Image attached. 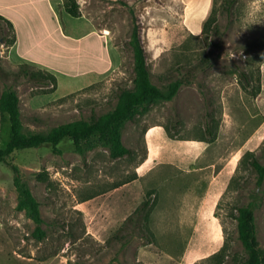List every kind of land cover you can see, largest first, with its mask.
<instances>
[{"label": "rangeland", "instance_id": "1", "mask_svg": "<svg viewBox=\"0 0 264 264\" xmlns=\"http://www.w3.org/2000/svg\"><path fill=\"white\" fill-rule=\"evenodd\" d=\"M62 1L65 10L67 0ZM77 1L80 17L107 30L120 62L93 80L71 81L62 72L56 75L57 88L49 90L20 78L24 69L38 68L16 58L12 46L0 45V95L5 88L17 92L25 131L46 133L113 109L120 89L133 87L130 41L136 23L152 82L160 88L181 78L191 83L182 85L169 103H159L127 124L122 139L134 152L130 158L113 160L97 138L83 152L65 140L13 155L40 203L43 239L34 235L36 225L18 208L12 171L0 165V264H247L238 238V207L255 203L264 250V181L258 183L249 162L252 154L264 167V114L255 100L264 65V0H214L198 32L185 26L181 0ZM0 29L9 30L3 21ZM89 65L84 61L69 72L73 76ZM157 123L172 136L209 143L208 161L227 180L214 209L209 203L197 209L177 207L175 198L162 200L156 189L143 190L130 181L146 154L144 133ZM10 136L8 117L0 112V150ZM40 173L44 180H38ZM191 181L192 176L168 180L163 194L178 182L186 188ZM148 198L153 201V242L148 244L143 232L130 226L122 240L112 239Z\"/></svg>", "mask_w": 264, "mask_h": 264}, {"label": "crops", "instance_id": "2", "mask_svg": "<svg viewBox=\"0 0 264 264\" xmlns=\"http://www.w3.org/2000/svg\"><path fill=\"white\" fill-rule=\"evenodd\" d=\"M181 1L185 6V26L193 32L201 31L214 0ZM62 2L0 0V19L10 22L14 28L12 54L23 63L47 70L55 76L64 72L72 78L71 81L81 77L93 80L106 75L120 62L107 30H98L84 17L70 16L62 10ZM84 61H89V68L71 76L69 71L79 69ZM144 141L147 156L136 167L134 185L140 184L143 190L156 189L162 200L175 198L177 207L197 209L209 203L214 209L227 187V180L226 177L221 178V173L218 176L213 162L208 161L210 145L207 141L171 138L162 123L148 126ZM187 176H192L189 186L181 188L177 186L178 182L176 187L163 194L168 180L177 181ZM139 192L136 189V194Z\"/></svg>", "mask_w": 264, "mask_h": 264}, {"label": "trees", "instance_id": "3", "mask_svg": "<svg viewBox=\"0 0 264 264\" xmlns=\"http://www.w3.org/2000/svg\"><path fill=\"white\" fill-rule=\"evenodd\" d=\"M65 11L74 18L81 16L80 5L77 0H67ZM0 20L6 23L9 28L8 31L0 29V45L8 44L13 46L15 43L13 25L3 18ZM130 44L134 57L133 87L120 89L116 105L107 113L99 116L93 115L88 120L61 124L46 133L28 132L24 129L20 98L17 92L13 88H5L0 95V112L8 117L11 130L9 142L4 149L0 150V165H5L12 171L14 186L18 193V208L25 211L36 225L34 235L38 239H43L46 236V232L43 229L45 220L41 214L40 203L23 181L19 167L13 162V155L17 151L24 149L47 145L56 147L65 140L73 141L77 150L83 152L84 146L90 145L92 140L97 138L101 145L108 149L109 155L113 160L130 158L134 155V152L125 146L122 139L123 131L127 124L147 114L153 106L162 102L172 101L177 96L182 85L191 83V81L181 78L170 82L165 88H160L152 82L141 29L137 23L134 26ZM261 73V85L255 95V100L257 106L264 114V65ZM18 76L34 81L42 88H48L49 90L57 88L56 76L47 70L37 69L30 72L28 69H24ZM166 129L171 138L177 137L172 136L167 127ZM146 156L147 150L141 162L145 160ZM250 156V165L257 172L258 183L261 184L264 181V167L252 154ZM43 176L40 173L37 176L38 180H44ZM135 179H137V176L130 181ZM152 202L150 198L143 201L134 214L114 234L112 239L122 240L124 238L122 236L123 232L130 226L139 232H143V237L147 239L148 244H151L153 242L152 238H154L149 226ZM237 210L238 238L248 255L247 264H264V250L261 248L258 239L255 215L256 205L255 203H250L247 206L238 207ZM147 234L150 235V238Z\"/></svg>", "mask_w": 264, "mask_h": 264}]
</instances>
